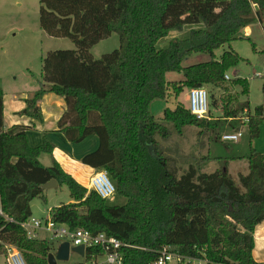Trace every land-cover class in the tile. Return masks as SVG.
<instances>
[{
    "label": "trees",
    "instance_id": "16d2710c",
    "mask_svg": "<svg viewBox=\"0 0 264 264\" xmlns=\"http://www.w3.org/2000/svg\"><path fill=\"white\" fill-rule=\"evenodd\" d=\"M39 2L41 28L50 36L70 38L76 48L56 49L43 57V82L25 98L20 114L41 120L39 100L46 93L63 98L58 130L72 143L98 137V147L81 160L105 170L124 200H107L114 195L101 198L56 160L45 165L40 157L51 154L55 144L44 139L30 145L27 125L5 129V92L0 87V252L12 244L27 264H49L54 240L29 238L22 222L32 217L34 198L46 199L41 185L55 178L69 187L72 201L53 206L51 219L137 246L122 248L123 264H155L162 246L206 259L207 264L257 262L254 232L264 222V152L252 142L260 135L264 104L252 111L249 101L232 91L239 86L240 94L248 95V79L225 75L244 59L231 46L239 30L258 19L264 31V0ZM186 26L191 28L185 37L158 45ZM113 32L119 36V48L95 58L90 49ZM252 45L257 50L255 42ZM218 48H223L219 56ZM193 53L209 54L210 59L184 65ZM170 72L182 73L183 78L168 80ZM204 85L223 92L219 98L211 97L210 118H198L180 101L155 115L154 102ZM218 107L223 113L215 119L212 109ZM245 109L249 147L243 154L227 157L214 171L190 165L179 174L156 139L169 134L164 122L179 131L186 125L217 134L234 130ZM237 158L247 160L248 172L238 173L236 180L228 162ZM102 254L100 247H88L83 261L76 264H91Z\"/></svg>",
    "mask_w": 264,
    "mask_h": 264
},
{
    "label": "rangeland",
    "instance_id": "374dc122",
    "mask_svg": "<svg viewBox=\"0 0 264 264\" xmlns=\"http://www.w3.org/2000/svg\"><path fill=\"white\" fill-rule=\"evenodd\" d=\"M39 10V0H0V86L8 94L24 93L31 97L43 82V57L49 51L56 49L76 48L70 38L50 36L41 28ZM258 21L255 19L251 23V37L245 36L241 29L237 34L239 38L231 42V46L244 59L228 72L231 78L240 76L248 79L250 83L248 95L240 94L239 86L234 87L232 91H239L240 100H248L252 111L257 106L264 104V77L261 76L264 74V31ZM190 28L191 26H186L181 31H172L167 37L159 40L158 45L166 46L172 37H185ZM254 42L257 44V50L253 49ZM119 46V36L113 32L109 37L95 44L90 51L95 58H100L103 54L111 52ZM222 51L223 48L216 49V55L219 56ZM208 59H210L209 54L193 53L183 60V64L188 65ZM167 78L171 81L180 80L183 78V74L170 72L167 74ZM204 87L209 93L210 105L212 96L219 98L223 93L210 85H204ZM188 94L189 88H186L177 98L170 94L166 102H154L155 115H160L165 106L175 107L179 101L188 107ZM222 113L223 110L220 107L212 109L215 119ZM164 123L167 125L169 134L167 137L157 135L156 139L164 155L170 157L171 162L178 168L179 174L186 171L190 165L200 171H212L217 166L219 167L227 157L243 154L249 147L247 126L240 117L236 121L234 130L227 129L220 134L210 130L200 132L199 127L192 125H186L182 131H179L172 123ZM241 131L243 134L239 140L226 141L222 139V135L225 133ZM53 143L55 144L53 152L51 154L43 153V163L52 164L53 160L58 161L65 170L89 187L90 166L84 164L74 153L75 149L81 147L80 143L69 142L64 136H60V140L54 139ZM253 145L259 147L257 150L264 152V122L260 127L259 137L253 140ZM246 170L248 172V167ZM234 178L237 180L236 175ZM44 194L45 200L36 197L31 201L33 211L31 218L46 220L50 217V209L53 206L72 201L69 187L66 184L45 189ZM107 200L115 203L122 202L124 198L116 192L112 198ZM36 238L54 240L50 233L45 231L38 232ZM59 241L54 240L56 249L61 242ZM103 259V257H99V261ZM82 261L81 255L71 251L68 260H58L57 264H76ZM0 264H8V256L4 249L0 252Z\"/></svg>",
    "mask_w": 264,
    "mask_h": 264
},
{
    "label": "built area",
    "instance_id": "2783aa9c",
    "mask_svg": "<svg viewBox=\"0 0 264 264\" xmlns=\"http://www.w3.org/2000/svg\"><path fill=\"white\" fill-rule=\"evenodd\" d=\"M257 6L256 4L254 5ZM258 7V6H257ZM264 77V74L261 75ZM226 79L231 77L227 73ZM189 110L198 118L209 117V93L204 86L190 88L188 94ZM248 110H244L243 116L240 118L243 123L247 125L249 121ZM243 132L225 133L222 139L226 141H236L242 136ZM89 190L95 191L101 198L107 199L112 197L116 192V186L111 180L105 170L96 171L90 178ZM1 212V210H0ZM29 238H36L38 232L45 231L50 233L52 239L62 241H69L71 246L84 245L85 252L88 247L97 246L103 251L100 257L104 259L99 261L94 258L91 264H123L124 252L123 247H137L130 243H125L115 236L107 235L105 232L93 233L92 231L84 228L71 229L67 225L54 222L51 217L46 220L30 218L22 222ZM59 241V242H60ZM60 242V243H61ZM6 253L8 256V264H27L24 256L20 250L12 245H6ZM158 258L155 264H176L178 262L186 261L190 264H207L206 259L195 258L182 255L180 253L171 251L169 247L162 246L158 251ZM252 264H264V262H255Z\"/></svg>",
    "mask_w": 264,
    "mask_h": 264
},
{
    "label": "crops",
    "instance_id": "0c3cea01",
    "mask_svg": "<svg viewBox=\"0 0 264 264\" xmlns=\"http://www.w3.org/2000/svg\"><path fill=\"white\" fill-rule=\"evenodd\" d=\"M258 22L262 27L261 22L260 21ZM251 26L252 24L250 23L246 27L242 28L245 36L247 37H251L250 35L252 34ZM27 97L29 96L25 95L24 93L8 94L5 92V101H4L5 129L9 128L14 124L27 125L28 126V129L26 130L27 139L29 144L32 146H37L41 144L44 139L54 142V139L60 140V136L65 137L63 132L59 131L57 127V122L65 108L63 98L56 96L52 93H46L42 97V99L39 100L38 102V105L41 107L42 110V119L39 120L20 114V111L26 106L25 98ZM98 144H99V139L97 136L95 135L89 136L85 140L80 142L81 147L75 149L74 153L76 157L82 159V157L87 152L95 150L98 147ZM254 147L256 149L257 148L259 149V147L256 146ZM40 160L42 161V156L40 157ZM45 165H51V164H45ZM247 167H248V162L246 159L237 158V159H231L228 162L229 172L234 176L236 175L237 177H238V173L240 172L247 173L246 170ZM217 168L218 166L215 169ZM98 170L100 169L90 167V178ZM254 238H255V247L253 249V257L257 262H264V222L256 226L254 232Z\"/></svg>",
    "mask_w": 264,
    "mask_h": 264
},
{
    "label": "water",
    "instance_id": "95a60500",
    "mask_svg": "<svg viewBox=\"0 0 264 264\" xmlns=\"http://www.w3.org/2000/svg\"><path fill=\"white\" fill-rule=\"evenodd\" d=\"M257 6H255V9ZM59 185V182L53 178L49 180L48 182L41 185L43 189H51L54 187H57ZM74 251L77 252L79 255L84 257L85 255V246L84 245H77V246H71V243L67 240L62 241L55 252H51L48 255V262L49 264H57L58 260H68L70 256V252Z\"/></svg>",
    "mask_w": 264,
    "mask_h": 264
}]
</instances>
